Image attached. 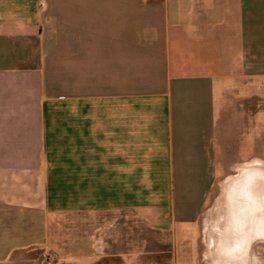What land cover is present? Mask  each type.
<instances>
[{
    "label": "crops",
    "instance_id": "1",
    "mask_svg": "<svg viewBox=\"0 0 264 264\" xmlns=\"http://www.w3.org/2000/svg\"><path fill=\"white\" fill-rule=\"evenodd\" d=\"M263 112L264 0H0V264H251L200 219Z\"/></svg>",
    "mask_w": 264,
    "mask_h": 264
},
{
    "label": "rangeland",
    "instance_id": "2",
    "mask_svg": "<svg viewBox=\"0 0 264 264\" xmlns=\"http://www.w3.org/2000/svg\"><path fill=\"white\" fill-rule=\"evenodd\" d=\"M229 154L232 155V153ZM237 154L242 159L241 160L242 162L239 163L238 160L240 159L238 157H235V161H237L236 164L238 165H236L234 168H226L223 170L222 174L220 173V180L218 184L214 186L211 194L207 198L201 215L200 253L205 256L208 255L207 254L208 249L213 248L215 257L216 256L218 257L217 254L219 253H217L218 249L215 250V245H218L217 241L221 233L219 232L220 229H223L224 227L226 228L228 222L227 209L231 208L230 196L233 195L231 191V189L233 188V185H231L233 179L240 174L241 170L245 167V165L248 164V162L251 163L254 162L255 160H259L262 163L261 165H259L261 167L258 168H262L264 170V146L259 147V144L257 145L255 143L254 136L252 135L249 136L248 141L240 148ZM225 155H227L226 152ZM230 192L232 195H230ZM239 197H243V195ZM222 214H224V216ZM225 234L227 235V231H225ZM221 239L223 238L221 237ZM251 256H252L251 264H264V240L256 239L255 241L252 242Z\"/></svg>",
    "mask_w": 264,
    "mask_h": 264
},
{
    "label": "bare ground",
    "instance_id": "3",
    "mask_svg": "<svg viewBox=\"0 0 264 264\" xmlns=\"http://www.w3.org/2000/svg\"><path fill=\"white\" fill-rule=\"evenodd\" d=\"M261 163L262 162H260L259 160H255L254 162H251V163L248 162V164L246 163L247 165H245V167L241 170L240 174L237 177H235L233 179L232 183H231V185H233V188L231 189L233 195L230 192V195H232V196H230V200H231L230 206H231V208H229V209L226 208L227 212H228V218H227L228 222H227L226 228L223 226L225 229L228 230V231L226 230L227 231V235L230 236V237H232V235L233 236L234 235H238L239 236V234L241 233V232H239L238 230H236L234 228L235 224H234L233 221H234V218L237 215L236 214L237 208L232 207L233 199H236V201H238V204H237L238 211H239V213L241 214L242 217H245L246 212H251L252 215L259 213V210H258L260 208V206L258 204L259 202L255 200L250 205V204L247 203V199L252 198V197H253V199H257V197L258 196L260 197V195H262L264 197V170L262 168H258V167H261V166H259V165H261ZM253 165H255V166H253ZM228 184H229V182H228ZM257 188H259V189H257ZM260 190H262L261 191L262 193H259ZM241 195H243V197H239ZM237 197H238V199H237ZM224 198H225V196H224ZM222 215L224 216V214H222ZM229 230H230V232H229ZM240 230L242 231V228ZM263 234H264V232H263ZM227 235L224 234V237H227ZM248 238L249 237H246V235H245V237L243 238L242 241L240 240V241L237 242V243H240L242 245H243V243L245 244L246 248H243L244 246L242 247V250H244V251L251 244V242H250V240H248ZM225 239L227 240V238H225ZM243 262L244 261H243V258H242V260H238L237 261V264H242Z\"/></svg>",
    "mask_w": 264,
    "mask_h": 264
},
{
    "label": "flooded vegetation",
    "instance_id": "4",
    "mask_svg": "<svg viewBox=\"0 0 264 264\" xmlns=\"http://www.w3.org/2000/svg\"><path fill=\"white\" fill-rule=\"evenodd\" d=\"M261 191L262 190H260L259 193H262ZM255 200L259 202L258 203L260 206V208L258 209L259 213L252 215L251 212H246L245 217H242L238 211V206H237L238 201H236V199H233L232 207L237 208L236 210L237 215L233 221L235 224L234 228L238 230L239 232H241L240 234L238 233L239 236L235 235V238H236L235 243H237L240 240L242 241L245 235L246 237H249L248 240H250L251 243L255 241L256 239L264 240V234H263L264 232V197L260 195V197L258 196L257 199H253V197L249 198L247 199V203L251 205L252 202ZM241 228H242V231L240 230Z\"/></svg>",
    "mask_w": 264,
    "mask_h": 264
}]
</instances>
